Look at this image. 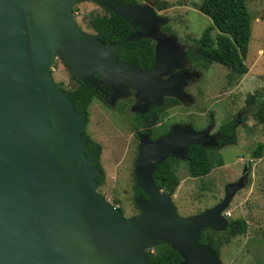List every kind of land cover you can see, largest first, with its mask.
I'll use <instances>...</instances> for the list:
<instances>
[{"label":"water","instance_id":"1","mask_svg":"<svg viewBox=\"0 0 264 264\" xmlns=\"http://www.w3.org/2000/svg\"><path fill=\"white\" fill-rule=\"evenodd\" d=\"M77 1L0 0V264H151L148 250L164 243L182 255L180 264H224L216 248L201 242L202 232L227 229L225 211L246 186L247 168L227 183L222 200L189 216L178 213L155 179L166 158L186 159L193 144L217 146L210 127L177 124L163 138L143 140L135 173L149 197L135 200L138 215L127 217L98 192V168L90 167L98 149L86 154L82 135L87 112L56 81L55 62L60 58L96 88L98 75L115 89L129 82L142 95L162 88L176 96L158 75L177 38L157 42L154 66L141 71L117 56L144 30L156 35L163 19L155 6L96 0L141 27L114 44L80 28Z\"/></svg>","mask_w":264,"mask_h":264},{"label":"rangeland","instance_id":"2","mask_svg":"<svg viewBox=\"0 0 264 264\" xmlns=\"http://www.w3.org/2000/svg\"><path fill=\"white\" fill-rule=\"evenodd\" d=\"M169 1L172 5L170 8L157 12L181 37L187 33L199 36L212 24L211 17L199 8L203 0ZM153 2L154 0L146 1L154 6ZM248 5L253 17L250 50L246 59L249 71L237 84L231 85L225 79L229 69L219 63L213 64L199 84L202 109L190 108L192 114H200V123L195 124L197 129L208 122V109L215 114L214 129L236 119L242 111H245L243 117L247 118L243 120L242 117L240 125L237 126L236 141L227 143L215 151L216 158L223 164L215 166L208 175L192 177L184 162L181 163L178 173L182 182L174 196L179 214L189 216L199 213L222 200L227 183L236 181L247 168L246 186L235 194L226 210L229 214L226 215L229 218H246L249 227L246 233L234 237L222 247L220 257L224 264H264V155L256 158L252 154L253 148L259 142H264V129L251 114L246 113L253 111L246 103L247 95L256 90L264 92V0H248ZM104 10L102 5L94 0H78L74 5L77 22L83 26H87L85 19L91 13ZM212 33L217 35L219 31L214 29ZM64 63L60 58L55 62L54 75L57 81H62L69 87L70 74ZM113 170L107 165L109 177ZM111 185L104 188L108 193L107 201L118 207L122 206L127 215L136 212L138 209L135 207L134 198L129 195H112ZM126 185L130 187L132 184L127 182Z\"/></svg>","mask_w":264,"mask_h":264},{"label":"flooded vegetation","instance_id":"3","mask_svg":"<svg viewBox=\"0 0 264 264\" xmlns=\"http://www.w3.org/2000/svg\"><path fill=\"white\" fill-rule=\"evenodd\" d=\"M164 21L165 19L160 23V29L156 35L151 36L147 31H144L141 37H150L154 43V48L157 42L172 35L177 38L175 41L177 48L169 52L173 58H171L168 65L161 68L162 72L159 73L158 79L161 82H166L168 89L179 93V95L175 96L162 92V88H154L155 90L149 88V92L142 95L141 90L129 82H123L120 88L115 89L111 82L96 75L99 87H92L97 92V98L89 109H77L78 111L86 110L87 112L86 125L82 130L83 140L86 141L85 152L89 155L95 149H98V154L91 161L90 167L98 168L96 174L98 192L105 197L108 193L104 188L112 184L110 189L112 195H129L135 200L139 197L148 198L149 195L145 190L137 185L135 173L136 161L143 140L156 141L163 138L177 124H191L197 129L195 124L200 123V114H192L190 108H201L202 100L199 84L205 79V73L209 72L211 67H205L198 58L190 56V50L196 43V35L187 33L186 36L181 37L179 34L165 30L164 27L168 24ZM79 26L82 30L95 35V31L88 26L80 25V23ZM117 60L134 64L141 71H148L154 66L156 49L151 66L139 65L131 55L122 58L120 51ZM65 66L70 74L69 83L71 81L78 85L84 82L87 83L82 77L72 73L67 63H65ZM71 75H76L78 78L73 79ZM180 76H183V79L181 86H178L176 80ZM63 89L67 90L64 84ZM252 108L253 106H251ZM246 113L251 114L252 112L249 110ZM206 114L208 122L205 123L204 121L203 127L197 130L210 127L211 134H215L219 140L217 146L210 147L221 148L225 145L221 140L225 139L227 135L221 132L219 128L214 129L215 114L210 109L206 110ZM235 120L237 128L241 123L240 113ZM107 165L114 169L110 177L107 173ZM126 171H128V174H126ZM101 172L104 176L98 179L97 175ZM127 182H131L132 185L128 187ZM162 191L165 190L162 189ZM122 210L127 217L138 215L141 212L138 208L136 212L127 215L124 209Z\"/></svg>","mask_w":264,"mask_h":264},{"label":"trees","instance_id":"4","mask_svg":"<svg viewBox=\"0 0 264 264\" xmlns=\"http://www.w3.org/2000/svg\"><path fill=\"white\" fill-rule=\"evenodd\" d=\"M120 1L145 4L149 0ZM153 3L157 11L172 6L169 0H154ZM102 7L105 9L104 12L91 13L85 20L87 26L93 29L95 35L103 42L116 44L123 41L128 35L141 30L139 25L116 14L112 9L103 5ZM199 8L205 15L210 16L213 22L203 30L202 34L196 37V43L190 50V56L198 58L205 67H211L215 63L226 66L229 69L225 75L226 82L231 85L237 84L249 71L246 59L250 50L253 17L248 0H203ZM164 29L178 34L169 24ZM214 29L219 31L217 35H213ZM120 54L122 58L131 55L133 60L141 66H151L155 54L154 43L150 37L135 38L125 42ZM71 78L78 77L71 75ZM66 88L77 109H89L98 96L96 90L85 82L78 85L71 81L69 87ZM246 103L248 106H253L252 117L264 129V92L261 93L256 90L249 93L246 97ZM243 114L245 115V111H242L241 118ZM246 118L245 116L242 119L245 120ZM235 123L236 120L233 119L220 125L219 130L227 135L225 139L221 140L222 143L227 144L236 141L238 132ZM218 148L193 144L189 147L185 160L172 156L158 164L155 178L159 189H164L173 197L176 195L182 182L178 173L182 162L187 167L190 176L203 177L208 175L215 166L223 164L215 155ZM252 154L256 158L263 156L264 142H259L253 148ZM103 176L104 174L101 172L97 178L100 179ZM134 204L138 209L135 198ZM119 207L123 209L122 206ZM229 219L226 230L216 231L212 228H206L202 232L201 242L209 243L217 249L219 254H221L222 247L226 243L231 242L234 237L246 233L249 227V223L244 217H230ZM147 257L151 264H180L183 260L182 255L167 243L149 249Z\"/></svg>","mask_w":264,"mask_h":264},{"label":"built area","instance_id":"5","mask_svg":"<svg viewBox=\"0 0 264 264\" xmlns=\"http://www.w3.org/2000/svg\"><path fill=\"white\" fill-rule=\"evenodd\" d=\"M227 214H229V212H227Z\"/></svg>","mask_w":264,"mask_h":264},{"label":"clouds","instance_id":"6","mask_svg":"<svg viewBox=\"0 0 264 264\" xmlns=\"http://www.w3.org/2000/svg\"><path fill=\"white\" fill-rule=\"evenodd\" d=\"M225 213H227V211H225Z\"/></svg>","mask_w":264,"mask_h":264}]
</instances>
